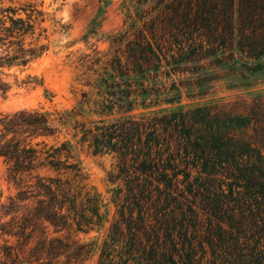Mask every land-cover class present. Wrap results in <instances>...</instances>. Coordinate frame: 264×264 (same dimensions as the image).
<instances>
[{"label": "trees", "instance_id": "1", "mask_svg": "<svg viewBox=\"0 0 264 264\" xmlns=\"http://www.w3.org/2000/svg\"><path fill=\"white\" fill-rule=\"evenodd\" d=\"M138 2L150 20L133 39L119 40L110 60L98 59L96 80L84 84L100 98V115L116 109L122 116L79 121L77 108L0 113V158L17 186L5 202L0 193V264H84L93 250L69 233L101 226L107 213L81 185L72 141L59 140L66 128L76 144L116 159L109 176L116 215L97 264H264V94L164 107L181 101L174 77L190 76L185 87L197 95L225 73L239 88L258 84L264 0ZM40 17L33 6L2 12L0 68L40 57L43 48L26 45ZM8 90L0 83L1 94ZM138 107L147 112L133 114ZM201 215L205 243L196 239Z\"/></svg>", "mask_w": 264, "mask_h": 264}, {"label": "rangeland", "instance_id": "2", "mask_svg": "<svg viewBox=\"0 0 264 264\" xmlns=\"http://www.w3.org/2000/svg\"><path fill=\"white\" fill-rule=\"evenodd\" d=\"M139 4L138 0H0V18L7 8L33 6L42 13V17L36 22L34 34L26 38V45L43 48L40 57L26 67L0 68V83L9 87L6 95L0 93V113L18 110L70 112L77 108L83 112V116L75 118L79 121H108L122 116L116 109L109 113L106 110V115H100L98 112L101 109L97 105L100 98L95 90L85 87L84 84L87 80H96L94 72L102 67L96 64L98 59L102 58V63L110 60L119 40L125 38L126 34L129 39H133L143 29L144 22L150 20L146 11L148 6ZM19 16L26 19L23 11H20ZM115 41L118 43H113ZM187 77L190 76L174 77L178 88L183 85L182 98L180 103L164 107L189 109L198 105L231 101L238 96L264 94V77L258 80L254 88L245 89L239 88L240 85L225 73L222 74L223 79L212 83L203 95H197V89L185 87L190 79ZM163 81H166L167 89L172 87V82L165 80V77ZM86 92L89 95L83 98L82 95ZM141 112L147 111L138 107L133 114ZM73 134L69 128L62 129L59 140L72 141L84 170L85 179L81 185L86 192L100 197L103 205L101 212L107 214L101 226H95L87 233L69 234L81 244L93 247L84 264H97L100 247L116 215L112 200L117 185L111 183L109 177L115 169L116 159L113 155H94L86 146L76 144L79 138L73 140ZM67 176L72 177L71 174ZM0 193L4 202L17 194V186L9 179L7 165L1 158ZM199 218L196 239L205 243L208 222L205 216L201 215ZM3 245L1 241L0 262L6 260ZM206 248L210 255V247L206 245Z\"/></svg>", "mask_w": 264, "mask_h": 264}]
</instances>
